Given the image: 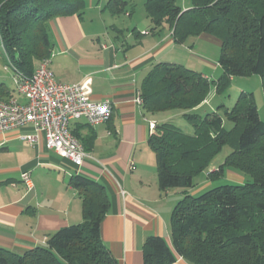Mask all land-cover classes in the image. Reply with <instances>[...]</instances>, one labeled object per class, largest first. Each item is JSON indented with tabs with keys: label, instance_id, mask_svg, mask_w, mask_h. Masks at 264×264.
Masks as SVG:
<instances>
[{
	"label": "trees",
	"instance_id": "16d2710c",
	"mask_svg": "<svg viewBox=\"0 0 264 264\" xmlns=\"http://www.w3.org/2000/svg\"><path fill=\"white\" fill-rule=\"evenodd\" d=\"M189 2L183 7L177 0H147L151 32L167 29L176 45L204 33L214 35L220 42L222 75L213 81L181 64L161 62L142 81L144 113L181 112L188 125L183 131L168 120L155 122L149 136L158 189H182L186 195L172 210L170 243L147 237L143 264H175L179 258L190 264H264L263 176L187 195L195 186L194 176L207 169L234 132L235 149L227 157L234 151L245 156L256 152L264 166V122L252 94L241 93L232 107L199 113L211 87L220 95L236 77L259 76L264 92V0ZM83 6V0H0V44L9 67L30 76L34 62L50 55L47 22L78 13ZM106 9L120 15L129 6L108 0ZM223 118L233 125L230 130ZM70 185L82 202V222L59 229L23 254L0 248V264H117L101 240V222L110 207L105 188L77 174Z\"/></svg>",
	"mask_w": 264,
	"mask_h": 264
},
{
	"label": "crops",
	"instance_id": "0c3cea01",
	"mask_svg": "<svg viewBox=\"0 0 264 264\" xmlns=\"http://www.w3.org/2000/svg\"><path fill=\"white\" fill-rule=\"evenodd\" d=\"M86 1L78 13L47 22L50 70L58 82H82L91 101L109 100L111 118L94 126L83 119L71 122L72 133L90 156L79 167L49 150L42 136L32 145L21 140L31 133L29 127L0 134V248L23 254L43 245L59 229L81 223L82 202L70 185L77 174L107 192L110 207L101 222V240L117 264H143L147 237H162L170 243V217L176 202L169 190L158 189L149 144L151 125L161 121L144 113L136 99L156 64L176 62L169 53L178 45L171 33L153 40L157 32H151V23L142 31L136 24L125 30L118 27L119 16L129 11L112 15L106 9L108 0L104 5V0ZM142 39L148 42L141 43ZM0 51L2 70L12 76ZM39 62H34L32 71ZM13 89L0 74V95L24 102ZM24 172L29 173L30 188L21 181ZM175 264L190 263L179 258Z\"/></svg>",
	"mask_w": 264,
	"mask_h": 264
},
{
	"label": "rangeland",
	"instance_id": "374dc122",
	"mask_svg": "<svg viewBox=\"0 0 264 264\" xmlns=\"http://www.w3.org/2000/svg\"><path fill=\"white\" fill-rule=\"evenodd\" d=\"M85 3L87 2L84 0ZM106 0H104L103 5ZM129 6L126 15L118 18L117 26L124 30L128 27L132 28L135 24L138 30H144L149 26V20L145 12V3L147 0H125ZM181 6L190 5L189 0H177ZM85 6V4H84ZM107 15V13H106ZM149 27H152L150 25ZM148 27V28H149ZM137 32V31H136ZM144 34V32H142ZM170 33L167 29H163L155 34L153 40L160 41L156 38L160 34ZM145 40V39H144ZM141 40V43L148 42ZM1 42V41H0ZM148 43H145L146 45ZM1 46V44H0ZM4 51V47H0ZM1 52V51H0ZM5 52V51H4ZM170 59L176 61L195 72L202 73L210 80L217 81L222 75V70L218 65L220 58V42L212 34H201L198 37L188 38L183 45L175 46V50L169 53ZM0 74L4 75V81L7 86H12L11 74L9 71L4 72L0 65ZM241 93L252 94L259 118L264 122V92L262 88V80L259 76L251 75L247 77H236L230 81L228 89L216 95L214 88L211 87L205 101L206 105L199 111L201 115L210 113V111H218V107H232ZM220 112V111H219ZM181 112H167L158 114L159 121L168 120L178 128L186 131L187 123L182 119ZM223 126L226 130H230L233 125L223 118ZM228 139V145L223 147L216 157L210 162L207 169L194 176V188L187 192V195L202 194L217 184H240L243 180H252V178L263 176L264 166L261 165L256 152L250 155H244L233 152L234 155L229 156L231 150L235 149L234 136ZM227 157V158H226ZM209 173V174H208ZM208 175V177H207ZM207 184H211L208 186ZM170 198L177 203L183 198L182 189L169 190ZM172 196V197H171Z\"/></svg>",
	"mask_w": 264,
	"mask_h": 264
},
{
	"label": "built area",
	"instance_id": "2783aa9c",
	"mask_svg": "<svg viewBox=\"0 0 264 264\" xmlns=\"http://www.w3.org/2000/svg\"><path fill=\"white\" fill-rule=\"evenodd\" d=\"M11 69V80L16 97L0 98V134L29 127L31 133L20 138L34 144L40 136L46 147L60 158L79 167L90 156L71 131L72 121L83 119L89 126L107 124L111 118L109 100L93 102L82 82H58L50 70V58L40 60L30 76ZM136 102L141 105L139 94ZM154 126L151 125L153 131ZM151 131V132H152ZM21 181L30 188L29 173L21 174Z\"/></svg>",
	"mask_w": 264,
	"mask_h": 264
}]
</instances>
